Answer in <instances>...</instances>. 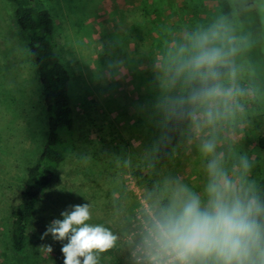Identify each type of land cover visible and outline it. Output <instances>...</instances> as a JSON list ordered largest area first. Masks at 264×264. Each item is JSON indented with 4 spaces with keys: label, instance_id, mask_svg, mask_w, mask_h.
<instances>
[{
    "label": "rangeland",
    "instance_id": "1",
    "mask_svg": "<svg viewBox=\"0 0 264 264\" xmlns=\"http://www.w3.org/2000/svg\"><path fill=\"white\" fill-rule=\"evenodd\" d=\"M5 1L0 0V264H63L62 244L42 236L62 212L85 203L90 222L117 237L99 264H135L132 251L145 214L166 204L177 183L203 191L214 158L201 152L203 142L215 143V156L232 176L240 175L246 156L247 178L256 188L261 127L252 118L264 113V0H230L231 19L217 17L219 0H44L71 76L77 150L40 203L24 249L15 252L9 215L47 131L37 73ZM214 26L235 38L229 67L235 78L229 83L238 94L219 109L215 123L193 120L172 158L157 166L153 156L162 128L188 84L174 78L173 69L193 38Z\"/></svg>",
    "mask_w": 264,
    "mask_h": 264
},
{
    "label": "clouds",
    "instance_id": "2",
    "mask_svg": "<svg viewBox=\"0 0 264 264\" xmlns=\"http://www.w3.org/2000/svg\"><path fill=\"white\" fill-rule=\"evenodd\" d=\"M234 40L219 26L199 33L173 69L174 78L193 86L191 119L215 123L219 109L238 94L229 83L235 72L226 71L236 51ZM215 149L211 141L200 146L202 153L214 156L201 193L177 183L166 204L145 214L132 251L135 264H264V198L247 178L251 165L242 156L240 175L232 176ZM61 217L42 239L51 235L62 244L63 264H99L100 254L117 237L103 224L90 222L88 203L71 206ZM45 249L53 251L50 245Z\"/></svg>",
    "mask_w": 264,
    "mask_h": 264
},
{
    "label": "trees",
    "instance_id": "3",
    "mask_svg": "<svg viewBox=\"0 0 264 264\" xmlns=\"http://www.w3.org/2000/svg\"><path fill=\"white\" fill-rule=\"evenodd\" d=\"M6 1L12 7L15 27L25 42L30 62L36 70L40 97L46 112L45 143L36 162L26 168L19 203L9 215L11 247L15 252H20L33 228L40 203L47 195L59 169L76 152L77 146L75 114L70 95L71 76L58 51L53 17L44 0ZM219 5L220 16L217 17L222 15L231 19L234 10L232 2L219 0ZM192 87L190 84L186 85L176 108L162 128L161 139L153 156L157 166H163L172 158L193 121L187 115L193 110L189 100ZM254 121L257 127H261L256 143L262 153L256 190L264 198V113L252 118V122Z\"/></svg>",
    "mask_w": 264,
    "mask_h": 264
}]
</instances>
